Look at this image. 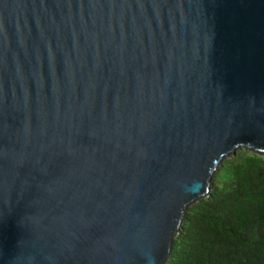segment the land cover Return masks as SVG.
Returning a JSON list of instances; mask_svg holds the SVG:
<instances>
[{
	"label": "water",
	"instance_id": "1",
	"mask_svg": "<svg viewBox=\"0 0 264 264\" xmlns=\"http://www.w3.org/2000/svg\"><path fill=\"white\" fill-rule=\"evenodd\" d=\"M241 146L264 0H0V264H165Z\"/></svg>",
	"mask_w": 264,
	"mask_h": 264
},
{
	"label": "trees",
	"instance_id": "2",
	"mask_svg": "<svg viewBox=\"0 0 264 264\" xmlns=\"http://www.w3.org/2000/svg\"><path fill=\"white\" fill-rule=\"evenodd\" d=\"M165 264H264V155L225 156L207 196L185 210Z\"/></svg>",
	"mask_w": 264,
	"mask_h": 264
}]
</instances>
